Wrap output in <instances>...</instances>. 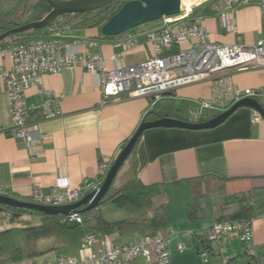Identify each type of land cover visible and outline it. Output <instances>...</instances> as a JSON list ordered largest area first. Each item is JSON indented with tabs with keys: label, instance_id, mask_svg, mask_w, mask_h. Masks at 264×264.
Instances as JSON below:
<instances>
[{
	"label": "crops",
	"instance_id": "1",
	"mask_svg": "<svg viewBox=\"0 0 264 264\" xmlns=\"http://www.w3.org/2000/svg\"><path fill=\"white\" fill-rule=\"evenodd\" d=\"M218 2L221 7L222 0ZM210 4L211 0H201L191 3L188 9L202 13V9ZM230 16L235 28L233 32L226 30L219 14H204L208 40L247 46L264 40V13L259 0H250L235 8ZM157 25L134 28L112 38H104L97 27L58 31L41 37H53L61 43L75 42L78 52L98 55L106 67L112 68L114 56L119 55L118 59L124 65L147 59L151 55V46L146 42L145 32ZM132 35L137 37L136 42L126 47L124 42ZM4 64H8L7 59ZM41 82L60 96L61 115L41 121L40 137L32 143L6 133L11 120L0 82V184L22 201L30 200L33 187L49 192L61 178H67L71 186L94 180L99 174V163L114 161L154 105L151 96H133L129 92L120 94L115 103L100 105L101 95L94 76L79 67L43 74ZM223 83L240 90L256 91L258 94L254 98L264 108V67L225 74ZM163 98L172 99L176 108L174 112L172 107L164 105L163 117L171 114L183 121L187 120L188 108L199 99H211L216 106L205 112L202 121L232 105V99L224 96L223 84L217 79L179 87ZM25 102L39 105L40 97L34 88L26 91ZM253 111L247 107L238 108L211 129L157 127L146 129L140 135L132 156L127 159L131 169L129 180L137 178L146 186L154 204H165L168 223L158 232L166 242L168 264H205L197 251V246L201 249L202 245L196 241V236L213 224L236 221L247 222L252 227L256 261L264 264V214L257 215L250 201L243 207L233 203L231 211H224V205L233 202L236 194L264 189V121L252 122ZM209 112L215 113L207 116ZM32 116H39V112L35 110ZM196 194L210 197V211L204 219L189 220L186 206ZM113 220L116 219L110 221ZM43 223L40 215L0 205V251L10 238H22L24 230L40 227ZM111 234L115 245H125L139 237ZM80 240L76 245L60 250L65 255H74L68 249L75 247L78 251ZM179 245L183 246L182 251L178 250ZM211 246L214 256L208 252L210 257L206 264L234 256H239L238 263L255 262L243 254L244 245L235 233L225 234L219 244ZM48 254L40 255L36 261H43ZM131 264L145 262L137 258Z\"/></svg>",
	"mask_w": 264,
	"mask_h": 264
},
{
	"label": "built area",
	"instance_id": "2",
	"mask_svg": "<svg viewBox=\"0 0 264 264\" xmlns=\"http://www.w3.org/2000/svg\"><path fill=\"white\" fill-rule=\"evenodd\" d=\"M250 0H211V14H219L228 32L234 31L231 12ZM264 13V0H259ZM203 13L192 9H181L176 15L164 16L158 25L145 32L146 42L151 46V55L138 63L122 64L118 56L112 57L113 67L108 68L102 57L80 53L75 42L61 43L53 37H36L15 44L0 46V82L2 83L10 114V136L32 143L40 137L39 123L61 115L60 96L45 88L41 82L43 74H56L66 67H79L95 78L100 91L101 102L115 103L119 95L129 92L133 96H151L154 104L165 93L175 89L217 79L223 84L224 96L232 99V104L245 97L254 98L257 92L252 89L240 90L223 83L225 74L264 67V40L254 45H227L208 40L203 23ZM137 37L130 36L124 45L135 44ZM7 59L8 64L4 61ZM34 88L40 97L38 106L27 105L25 93ZM221 102V101H220ZM216 109L211 99H199L188 108L187 122H201L207 110ZM227 108H223L222 111ZM37 110L39 116H32ZM262 120L253 111L252 122ZM113 161H101L99 174L94 180L71 186L67 178H61L55 188L44 192L39 187L30 191L29 201L43 206H64L77 202L103 182ZM0 196L14 198L12 191L0 184ZM16 199V198H14ZM62 224L82 225V217L77 211L60 215ZM228 233H236L244 245V254L253 264L256 261V248L253 242L252 227L247 222L216 223L205 229L204 235L211 244H219ZM179 245L178 250L182 251ZM203 263H208V252L199 253ZM142 258L145 264H168L169 253L164 237L155 232L139 236L125 245H115L113 234L85 231L78 248V256L57 254L53 259L37 262L35 259L19 260L14 264H131Z\"/></svg>",
	"mask_w": 264,
	"mask_h": 264
},
{
	"label": "trees",
	"instance_id": "3",
	"mask_svg": "<svg viewBox=\"0 0 264 264\" xmlns=\"http://www.w3.org/2000/svg\"><path fill=\"white\" fill-rule=\"evenodd\" d=\"M2 1L3 0H0V2ZM124 2L126 1L114 0L103 8L93 12L61 15L46 27L17 32L7 36L0 41V46L15 44L30 38L48 36L58 31L95 27L100 30L101 25L116 13ZM20 4L22 6L21 9L18 6ZM27 4V0H19L17 5L10 10L2 11L0 9V33L23 23L40 20L50 10V7L43 0H36L30 5V7H28ZM201 12L203 14H211L209 7L202 9ZM24 15L25 19L22 20ZM164 105H168L169 107H172L174 112L176 111L172 99L162 98L154 103L152 108L144 115L142 122L153 121L163 117L164 115L162 112L164 111ZM165 116L179 118L178 116L171 114ZM134 147L127 159L132 156ZM114 180L107 193L101 198L96 206L88 210H85V206H82L76 210L82 217L81 226L78 224L60 223V215H47L37 211L23 210L0 204L13 210L40 215L44 219L42 226L24 230L21 238L22 241L20 243L17 244L12 238H10L6 244L2 245L0 251V264L16 262L24 257L44 255L51 251L76 245L86 230H93L106 234L117 233L119 236H145L166 228L168 218L166 215L165 204H154L146 190V186L140 180L132 178L126 183L120 185H114ZM249 201L254 206L257 215L264 214V189L236 194L233 202L224 205V207H226L224 211H231L230 206L233 203L237 202L243 207V204ZM107 205H113L118 210L124 212L126 217L113 221L107 220L102 214V207ZM210 205V197L208 195H194L192 200L186 206L187 218L189 220H201L206 218L210 211ZM44 239H50V245L43 250L36 249L38 242ZM195 239L196 241L201 242L202 245L201 249H198L197 246L198 253L206 251L211 253L210 256L213 255V247L211 246V243L206 240L204 233L200 236H196ZM210 256L208 255V258ZM238 258L239 256H234L224 261L216 259L213 264H238Z\"/></svg>",
	"mask_w": 264,
	"mask_h": 264
},
{
	"label": "water",
	"instance_id": "4",
	"mask_svg": "<svg viewBox=\"0 0 264 264\" xmlns=\"http://www.w3.org/2000/svg\"><path fill=\"white\" fill-rule=\"evenodd\" d=\"M43 1L50 7V10L40 20L23 23L0 33V41L17 32L46 27L64 14H82L99 10L114 0ZM180 11V0H127L114 15L109 17L101 25L100 33L105 37H115L145 23L158 21L164 16L176 15ZM169 94V92L165 93V95ZM241 107H247L256 111L264 121V108L260 102L255 98L245 97L206 121L187 122L177 118L161 117L153 121L142 122L114 159L102 184L75 203L58 207L43 206L11 197L0 196V204L54 216L67 215L71 211H76L82 206H85V210L93 208L109 190L119 168L131 153L138 137H140L144 130L157 127L189 130L211 129L223 123L235 110Z\"/></svg>",
	"mask_w": 264,
	"mask_h": 264
},
{
	"label": "rangeland",
	"instance_id": "5",
	"mask_svg": "<svg viewBox=\"0 0 264 264\" xmlns=\"http://www.w3.org/2000/svg\"><path fill=\"white\" fill-rule=\"evenodd\" d=\"M35 1L36 0H27V3H28L27 6L30 7V5L33 4ZM122 1H127V0H122ZM218 1H220V0H218ZM18 2H19V0H3L2 2H0V9L2 11L10 10L15 5H17ZM18 6H19L20 9L22 8L21 4L18 5ZM89 14H91V13H89ZM24 19H25V15L22 17V20H24ZM157 22L158 21L145 23V24L140 25V26L135 27V28L138 29V30L140 28L141 29H144V28H147L148 26H150L151 24H155ZM124 33H126V32H124ZM124 33L120 34L119 36L123 35ZM214 113L215 112H209L207 116H210L211 114H214ZM129 166H130L129 160L125 161L124 164H123V166L119 169V171H118V173L116 175V178L114 180V185L124 184V183H126L130 179V177H131V169H130ZM113 211H116V212H113ZM102 214L108 220H111V219H120V218H125L126 217V214L124 212L118 211V209L116 207H114L113 205H107V206L102 207ZM237 237H238V235H237ZM13 240L17 244L22 241L20 237H15ZM50 243H51V240L50 239H44V240L38 242V244L36 246V249L43 250V249L47 248L50 245ZM68 251L70 253H72V254L74 253V255L78 256V251H77V249L75 247L74 248L71 247L70 249H68ZM57 254H63V252L61 250L51 251V252H49V254L46 257V259L47 260L53 259ZM38 257L39 256H29V257H24L23 260H30V259L31 260L32 259L37 260ZM238 260H239V258H238ZM240 264H245V263L244 262H241Z\"/></svg>",
	"mask_w": 264,
	"mask_h": 264
},
{
	"label": "bare ground",
	"instance_id": "6",
	"mask_svg": "<svg viewBox=\"0 0 264 264\" xmlns=\"http://www.w3.org/2000/svg\"><path fill=\"white\" fill-rule=\"evenodd\" d=\"M200 1L201 0H180V8L181 9L188 8L191 3L194 2L198 3Z\"/></svg>",
	"mask_w": 264,
	"mask_h": 264
}]
</instances>
